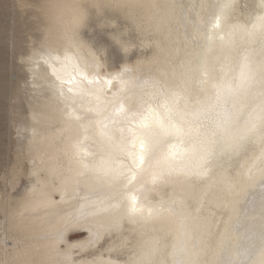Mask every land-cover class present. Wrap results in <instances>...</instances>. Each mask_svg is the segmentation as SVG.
<instances>
[{"label": "clouds", "instance_id": "clouds-1", "mask_svg": "<svg viewBox=\"0 0 264 264\" xmlns=\"http://www.w3.org/2000/svg\"><path fill=\"white\" fill-rule=\"evenodd\" d=\"M16 3L34 13L40 33L31 70L43 98L33 113L32 148L48 155L44 186L105 190L88 197L85 211L110 240L84 261L58 238L60 220L53 218L41 255L27 264H264V237L246 243L264 224V209L241 208L264 183V0H249L255 11L248 15L242 0ZM92 21L116 30L109 38L125 57L141 55L100 75L105 50L84 37L95 30ZM150 104L160 107L168 130L141 131L149 149L128 186L121 163L133 151L124 131L128 113ZM122 105L127 112L117 111ZM85 136L92 153L86 160L79 151ZM172 141L179 143L169 150ZM80 211L77 201L63 216Z\"/></svg>", "mask_w": 264, "mask_h": 264}, {"label": "bare ground", "instance_id": "bare-ground-1", "mask_svg": "<svg viewBox=\"0 0 264 264\" xmlns=\"http://www.w3.org/2000/svg\"><path fill=\"white\" fill-rule=\"evenodd\" d=\"M240 10L242 15H248L255 11L254 6L249 3V0H242ZM119 22L122 30L125 22L123 20ZM218 23L217 21V24ZM90 27L93 28L91 24ZM86 31L88 30H85L84 37L92 44L94 50L97 52L101 49L105 50V54L100 56L103 67L99 70V73L106 78L119 72L124 63H132L141 55V52L136 50L128 57L124 56L119 65H115L108 57L109 52H107L106 45L98 43L94 38L86 34ZM110 31L114 32L116 30H109L107 33L108 36ZM130 36L135 39V32L130 33ZM39 40L40 35L36 41L31 38L29 51L26 55L21 56V60L24 62V66L27 70L29 81L25 82V90L28 93L27 97L23 95L21 90L16 93V98L18 100L16 109L19 110L18 114L20 115L17 120L20 142L19 147L25 149H23L24 151H19L17 157L20 162L27 161L29 163V169L27 171L14 170L12 172L13 176L16 178L25 177L26 183H24L23 186L20 185V187H22L18 191L16 190L17 192L11 194L0 207V212L3 215L0 220H3L4 216L7 214L11 221L8 237L13 241V245H9L7 249L0 246V260L7 259L9 261H16L17 264H27L28 261L37 259L43 250L45 232L53 218H56L58 221L60 220L58 225L59 231L64 230L65 226L68 225L62 241L66 245L76 247L79 250L81 259L87 261L100 252L105 251L110 240L101 238L97 234L94 224L87 218L80 226L89 228L91 234H89L86 229L75 231L70 225L72 216H63V214L71 211L77 205V201L81 204L83 202L81 197H98L105 194V190H90L81 187L77 189L76 195L68 196L61 203L59 191H55L54 186H44L43 182L47 179L44 161L48 159V155L45 153L37 154L32 148L34 127L33 113L43 98L42 94L37 91V84L34 81L31 70L32 56L34 52L38 50ZM143 55H150V51L144 52ZM84 74L86 75V73ZM44 95H46V93ZM117 111L127 112V108L122 105ZM153 126L160 127L166 131L168 130V126L165 124L160 113V107L157 105L150 104L146 106L140 114L128 113V123L124 131L129 138V144L133 151L128 153L126 161L121 162L125 164L126 171L129 173L127 179L128 186H132L136 183V173L134 169L138 170L143 166L145 154L149 149L148 142L141 138L140 133ZM105 127H107V124ZM178 143V141H172L168 145L169 150L176 148ZM81 144L83 145L82 148L87 149L88 155L84 156L86 160L92 154L87 136L82 138ZM233 166L234 168H238L239 162H234ZM33 173L35 174L33 175ZM16 189L18 188L16 187ZM133 195L136 197L135 192L129 193L130 197ZM241 208L243 210L264 209V183L257 189L250 190L247 193L241 204ZM251 232L254 233V235H252L251 241H246V243L258 241L259 238L264 237V224L255 226ZM75 235L82 236L74 238L73 236Z\"/></svg>", "mask_w": 264, "mask_h": 264}, {"label": "rangeland", "instance_id": "rangeland-1", "mask_svg": "<svg viewBox=\"0 0 264 264\" xmlns=\"http://www.w3.org/2000/svg\"><path fill=\"white\" fill-rule=\"evenodd\" d=\"M33 15L31 11L22 13L16 0H0V207L26 183L25 177L16 178L12 172L29 169V163L20 162L17 157V153L25 149L19 147L17 120L20 115L16 109V93L21 90L25 97L28 96L25 90L28 74L21 56L29 51L31 38L36 41L40 35ZM91 25L95 30L86 31V34L105 44L110 61L119 65L124 55L109 38V30L97 29L96 21H92ZM2 216L0 212V218ZM79 236L82 235L73 237Z\"/></svg>", "mask_w": 264, "mask_h": 264}, {"label": "snow or ice", "instance_id": "snow-or-ice-1", "mask_svg": "<svg viewBox=\"0 0 264 264\" xmlns=\"http://www.w3.org/2000/svg\"><path fill=\"white\" fill-rule=\"evenodd\" d=\"M81 77H85L86 75L84 73L80 74ZM109 85H111V81H107ZM65 83L67 84V87L69 90L73 89V84L74 81L73 80H68L65 81ZM80 153L82 156H87V149L86 148H80ZM35 173H33L34 175ZM60 198H61V203L68 197V196H72V195H76L77 190L73 191V192H69L67 190H60ZM82 198V203L80 204V214L76 215V216H72L71 220H70V225L71 227H73L75 229V231L80 230V229H86L87 232L89 234H91V230L87 227H82L80 226L82 224V222L86 219L88 213L85 211L87 209V207L89 206V201H88V197L84 196L81 197ZM131 199V203L133 206V210H136V203H137V199L136 197L133 195L130 197ZM10 227H11V221L9 219V217L7 216V214L4 216L3 220H0V246H2L4 249H7L9 247V245H13V241L9 239L8 237V233L10 231ZM68 225L65 226L64 230H61L58 232V238L60 240L64 239V234L65 231L67 230ZM0 264H17L16 261H9L7 259L4 260H0Z\"/></svg>", "mask_w": 264, "mask_h": 264}]
</instances>
